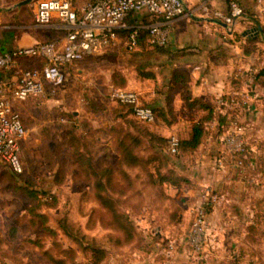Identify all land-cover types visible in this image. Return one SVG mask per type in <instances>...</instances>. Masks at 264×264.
<instances>
[{"label":"rangeland","instance_id":"1","mask_svg":"<svg viewBox=\"0 0 264 264\" xmlns=\"http://www.w3.org/2000/svg\"><path fill=\"white\" fill-rule=\"evenodd\" d=\"M193 20L198 19L194 17ZM222 33L227 41H241L257 49L264 47V37H259L258 31L242 21L237 28L231 26ZM124 47L125 41L120 39L92 59L85 57L65 65V79L61 85L46 86L44 95L15 104L28 129L21 150L25 174L35 177L34 183L40 192L54 193L55 203L52 204L50 195L41 194L45 200L31 201L25 193L5 187L2 183L6 179L4 173L13 172L0 158V239L5 243L3 249L7 250L0 252V264H54L42 251L50 248L56 252V240L63 247H75L76 260L82 264H94L92 251L84 250L88 242L109 249V255L101 264H264V97L247 133L250 152L243 170L231 165L224 169L214 167L204 179H198L191 167L185 166H188L186 163H201V160H192V155L171 153L173 168L179 175L178 186L170 182L155 185L147 181V176L142 177L141 181L147 179L148 183L146 187L142 185L141 204L134 215L141 232L138 247L111 245L108 230L89 221L91 208L98 206L94 200L83 197L85 190H91L90 184L74 183L70 177L61 184L55 183L56 164L51 161V152L56 150L58 142L44 139L52 130L64 138L75 123L83 126L85 119L90 120L93 128L98 129L89 137L96 156L117 159L118 155H105L106 149L111 148V141L107 140L108 134L112 135L108 131L110 124L107 125L111 110L95 114L87 112L86 106L88 99H102L108 105L115 102L111 97L115 69H121L133 79L139 48L128 51ZM144 48L147 50V46ZM153 49L157 53L160 50L159 46ZM262 63L261 55L252 60V71L256 73L252 80L264 86V76L257 78L259 73L264 75ZM127 89L135 90L132 86ZM68 152L66 148L63 153ZM181 159L187 162L183 164ZM213 196L216 199L210 201ZM186 197L189 203L183 200ZM201 203L207 207L209 228L204 249L197 251L189 237H179L190 232L194 208ZM33 207L45 217L31 219L34 215L30 208ZM63 216L76 223L79 241H74L59 226ZM12 226L17 227L19 239L9 238ZM34 239L37 242H33ZM172 241L174 247L170 246ZM58 255L65 256L59 251Z\"/></svg>","mask_w":264,"mask_h":264},{"label":"crops","instance_id":"2","mask_svg":"<svg viewBox=\"0 0 264 264\" xmlns=\"http://www.w3.org/2000/svg\"><path fill=\"white\" fill-rule=\"evenodd\" d=\"M23 1L0 0V52L47 39H56L60 43L65 40L66 30L59 17L55 16L49 24H38L34 18L37 0L22 3ZM85 1L77 0L76 3L81 5ZM208 2L212 9L224 11L229 9V0H208ZM239 2L244 6L245 13L229 25L214 18L211 12H206L200 0H185V11L176 19V28L164 53H153L152 50L155 49L146 40L140 44L139 49L137 48L139 60L135 63L133 79L131 80L123 72L128 78L127 88L131 86L135 88L141 101L156 109V120L149 124L157 132L166 137L175 134L179 138H186L190 135L192 123L205 113V109L199 104H190L193 98L214 104L222 94L249 91L252 95L251 106L232 109L228 116L232 122L239 121V124L246 127L247 136L249 127L255 119L254 114L258 112V106L263 102L264 97V86L252 80L251 65L252 60L261 55L264 66L262 50L264 47L246 53L241 41L235 43L227 41L222 32L231 26L237 28L242 21L249 28L258 31L259 37L262 38L264 14L258 0H239ZM194 17L198 20H193ZM131 21L132 18L129 19V22ZM246 35L243 34L244 39ZM120 39L125 41V36L121 35L117 42ZM146 46L147 50L144 48ZM141 49L143 51H140ZM100 52L86 57L92 59ZM147 59L152 62L148 67V70L154 73L151 77L138 74L136 69L141 61ZM42 62L43 59L40 57H21L13 69L0 70V78H16L22 69L39 66ZM14 102L16 104L17 100ZM161 109L167 113L170 122L160 115ZM111 122L110 116L107 125ZM108 137L111 148L106 149L105 155L117 157L118 149L113 145L114 136L108 134ZM219 138L210 136L200 149L192 154V160H201V163L189 164L186 163L187 160L181 159L183 164L188 165L185 167H191L190 170L198 179H204L215 167L214 159L223 149ZM183 200L189 203L187 197ZM180 236L179 238L187 239L189 233Z\"/></svg>","mask_w":264,"mask_h":264},{"label":"built area","instance_id":"3","mask_svg":"<svg viewBox=\"0 0 264 264\" xmlns=\"http://www.w3.org/2000/svg\"><path fill=\"white\" fill-rule=\"evenodd\" d=\"M203 9L226 23L233 24L245 13L239 0H229V9H212L208 0H200ZM264 14V0H258ZM185 11V0H86L80 6L76 0H37L34 18L38 24L46 25L55 16L64 24L65 40L47 39L25 46L0 52V70L13 69L21 57H40L39 66L22 69L16 78H0V158L16 173L25 167L21 156L22 141L28 129L15 107V100L24 101L32 96L46 93V81L58 86L64 82L63 67L82 60L88 55L100 52L115 44L121 32L125 31V47L136 50L143 40L152 46H167L176 28V19ZM132 18L133 21L129 22ZM143 31L146 35L143 36ZM252 79L256 73L251 70ZM249 91H235L222 94L217 99L221 109L232 110L251 106ZM114 100L133 105L134 115L145 123L156 120L152 106L143 103L135 90L114 86L111 91ZM170 151L179 153V137L170 135ZM223 149L214 159L217 169L231 165L243 170L247 165L249 148L247 147L246 127L235 124L228 127L220 136ZM213 196L210 201H214ZM209 228L207 207L201 203L194 208V216L189 239L197 251H202L207 242ZM171 247L175 242L170 243Z\"/></svg>","mask_w":264,"mask_h":264},{"label":"trees","instance_id":"4","mask_svg":"<svg viewBox=\"0 0 264 264\" xmlns=\"http://www.w3.org/2000/svg\"><path fill=\"white\" fill-rule=\"evenodd\" d=\"M142 34L145 36V31ZM121 35L125 36V31H122ZM249 40L251 41V39ZM159 48L158 53H164L166 50V46H159ZM244 48L246 53L257 51V47L252 48L247 43H244ZM152 52L157 53L153 50ZM151 64L152 62L148 59L141 61L136 66L138 74L144 77L153 76L154 73L148 70ZM262 76L264 75L259 73L257 78ZM111 81L112 85L116 87L127 88L128 86V78L121 69L113 71ZM46 86L54 87L56 85L46 81ZM190 104H199L205 109V113L192 123L188 137L179 138L178 155L180 156L194 154L210 136L219 138L232 125V119L228 118L231 110L224 111L225 109L218 107L217 103H208L199 98H193ZM107 109L111 110L112 117L108 131L114 136V142L118 149V157L115 161L96 156L89 137L98 129L93 128L90 120L85 119L83 124L81 123L83 126L75 123L76 125L67 130L64 138L59 137L51 129L50 135L48 134L49 136L44 139L58 142L56 150L51 152V161L56 164L55 183L61 184L70 177L74 183L90 184L91 190H85L83 197L94 200L98 206L91 208L89 221L92 224L99 223L108 230L107 236L111 245L116 247L137 246L141 232L134 215L139 211L143 186L146 187L148 182L155 185L170 182L178 186L179 175L173 168L174 157L171 155L168 138L154 130L149 123L137 119L132 104L115 100L112 105H108L102 99H88L87 112L96 114ZM153 109L156 112L154 107ZM160 115L170 122V118L163 109L160 110ZM66 148L69 149V152L64 154ZM4 174L6 179L2 183L5 187L16 193H25L31 201L34 199L45 200L40 196L41 194L50 195L54 205L55 194L46 191L40 192L34 183L35 177L26 175L25 171L13 172V174L8 171ZM144 176H147L148 180L141 181L142 177L145 178ZM30 209L34 215V217L31 216V219H36L38 216L45 217V214L38 208ZM59 226L74 241H79L80 237L77 235L75 222L63 216L59 219ZM19 236L17 227H10L9 238L19 239ZM33 242H37V239H34ZM55 243L58 247L56 252L50 248H45L42 251L53 260L54 264H82L76 260L77 250L75 247H63L57 240ZM3 246L5 243L0 239V252L7 251L5 248L3 249ZM84 250L92 251L94 264H101L109 255L107 247L94 242L86 243ZM58 251L64 253L65 256L59 257Z\"/></svg>","mask_w":264,"mask_h":264},{"label":"water","instance_id":"5","mask_svg":"<svg viewBox=\"0 0 264 264\" xmlns=\"http://www.w3.org/2000/svg\"><path fill=\"white\" fill-rule=\"evenodd\" d=\"M27 1H29V0H24L22 3L27 2Z\"/></svg>","mask_w":264,"mask_h":264}]
</instances>
